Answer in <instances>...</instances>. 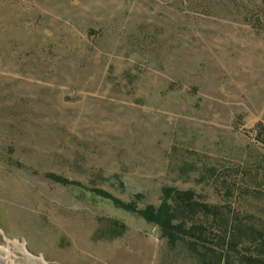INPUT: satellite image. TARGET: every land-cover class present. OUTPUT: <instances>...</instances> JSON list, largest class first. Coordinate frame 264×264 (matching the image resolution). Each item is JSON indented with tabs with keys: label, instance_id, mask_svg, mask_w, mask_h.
Wrapping results in <instances>:
<instances>
[{
	"label": "rangeland",
	"instance_id": "1",
	"mask_svg": "<svg viewBox=\"0 0 264 264\" xmlns=\"http://www.w3.org/2000/svg\"><path fill=\"white\" fill-rule=\"evenodd\" d=\"M258 1L0 0V264L264 258ZM94 188L211 207L171 243Z\"/></svg>",
	"mask_w": 264,
	"mask_h": 264
},
{
	"label": "trees",
	"instance_id": "2",
	"mask_svg": "<svg viewBox=\"0 0 264 264\" xmlns=\"http://www.w3.org/2000/svg\"><path fill=\"white\" fill-rule=\"evenodd\" d=\"M53 177V179L62 182L64 185H77L82 188H87L80 181L59 176ZM167 190L171 200L165 199L159 205L147 204L145 207H139L135 201L122 200L102 188L91 189L97 195L108 198L115 206L137 213L147 221L155 223L171 243H176L182 238L181 233L184 230V224L178 221V217L180 215L187 216L195 213L199 209H210L211 206L207 203L197 201L194 197L195 193L193 190H179L176 188H168ZM249 261L250 264H264V258L262 257Z\"/></svg>",
	"mask_w": 264,
	"mask_h": 264
},
{
	"label": "bare ground",
	"instance_id": "3",
	"mask_svg": "<svg viewBox=\"0 0 264 264\" xmlns=\"http://www.w3.org/2000/svg\"><path fill=\"white\" fill-rule=\"evenodd\" d=\"M3 260L1 257H0V261Z\"/></svg>",
	"mask_w": 264,
	"mask_h": 264
}]
</instances>
